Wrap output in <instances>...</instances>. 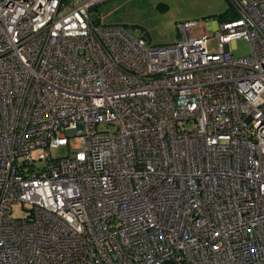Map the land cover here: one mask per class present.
I'll use <instances>...</instances> for the list:
<instances>
[{
	"label": "built area",
	"instance_id": "obj_1",
	"mask_svg": "<svg viewBox=\"0 0 264 264\" xmlns=\"http://www.w3.org/2000/svg\"><path fill=\"white\" fill-rule=\"evenodd\" d=\"M102 1L0 0V264H264V0L156 46Z\"/></svg>",
	"mask_w": 264,
	"mask_h": 264
},
{
	"label": "rangeland",
	"instance_id": "obj_2",
	"mask_svg": "<svg viewBox=\"0 0 264 264\" xmlns=\"http://www.w3.org/2000/svg\"><path fill=\"white\" fill-rule=\"evenodd\" d=\"M229 0H104L89 10V15L97 24H118L125 27L135 37L145 39L147 45H166L178 41L181 34L178 23L185 20L201 21L207 25L218 21L222 14L234 17ZM208 48L216 50L217 41L213 32L208 31ZM246 39L234 43L235 57L249 54ZM79 147L76 136L69 138L68 146L54 149L53 156L65 155L68 150ZM12 214L19 216L21 209L14 204Z\"/></svg>",
	"mask_w": 264,
	"mask_h": 264
},
{
	"label": "trees",
	"instance_id": "obj_3",
	"mask_svg": "<svg viewBox=\"0 0 264 264\" xmlns=\"http://www.w3.org/2000/svg\"><path fill=\"white\" fill-rule=\"evenodd\" d=\"M229 17H231L230 15H226V14H222L219 18H218V20H225V19H227V18H229Z\"/></svg>",
	"mask_w": 264,
	"mask_h": 264
},
{
	"label": "crops",
	"instance_id": "obj_4",
	"mask_svg": "<svg viewBox=\"0 0 264 264\" xmlns=\"http://www.w3.org/2000/svg\"><path fill=\"white\" fill-rule=\"evenodd\" d=\"M213 26H214V24L212 23V24H211V27H213Z\"/></svg>",
	"mask_w": 264,
	"mask_h": 264
}]
</instances>
